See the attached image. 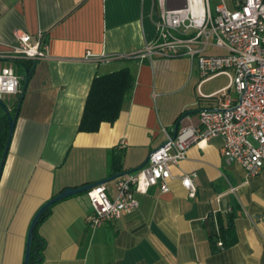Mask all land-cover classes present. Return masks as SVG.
<instances>
[{
  "label": "crops",
  "instance_id": "obj_1",
  "mask_svg": "<svg viewBox=\"0 0 264 264\" xmlns=\"http://www.w3.org/2000/svg\"><path fill=\"white\" fill-rule=\"evenodd\" d=\"M158 19V0H0V52L17 33L47 44L29 74L0 178V264H23L37 211L65 188L110 177L111 154H122L120 173L134 170L173 135L179 116V128L195 124L216 106V93L234 97L224 75L199 87L187 58H126L154 41ZM124 68L133 86L117 120L79 132L93 80ZM222 152L220 138L193 145L171 168L166 193L152 187L137 195L136 211L100 228L85 223L84 193L57 202L37 227L44 243L37 264H264V169L248 178ZM190 173L194 198L180 182ZM115 184H104L110 196ZM228 226L235 242L220 248L219 229Z\"/></svg>",
  "mask_w": 264,
  "mask_h": 264
},
{
  "label": "built area",
  "instance_id": "obj_2",
  "mask_svg": "<svg viewBox=\"0 0 264 264\" xmlns=\"http://www.w3.org/2000/svg\"><path fill=\"white\" fill-rule=\"evenodd\" d=\"M211 1L216 2L213 8ZM158 0L159 19L152 43L126 58L152 61L154 57L187 58L195 65L200 85L219 75L229 86L216 93V106L199 112L197 122L178 128L176 135L148 156L141 169L116 179L113 196L105 185L85 193L91 213L85 223L100 228L139 208L137 195H146L152 187L166 193L172 179L171 168L186 158L190 147L214 138L223 141L226 164H237L248 178L264 169V0ZM39 36L32 43L26 33L15 35L16 44L0 52V100L21 92L22 77L11 66L18 61L46 58L47 44ZM220 53L214 54L212 51ZM86 59L95 60L87 53ZM108 62L110 57L101 58ZM124 141L120 142V146ZM195 173L180 177L190 198L196 195ZM218 247L223 244L218 242Z\"/></svg>",
  "mask_w": 264,
  "mask_h": 264
},
{
  "label": "trees",
  "instance_id": "obj_3",
  "mask_svg": "<svg viewBox=\"0 0 264 264\" xmlns=\"http://www.w3.org/2000/svg\"><path fill=\"white\" fill-rule=\"evenodd\" d=\"M43 43H46L45 39H43ZM16 63L22 67L23 74L21 77L23 78L26 70L30 74L35 62L18 61ZM23 85L24 80L22 79L21 89ZM132 86L133 77L129 69L127 68L121 69L111 74L96 77L91 84L88 96L86 98L78 131L81 133H95L99 130V127L102 123L113 124L119 117L124 102ZM19 98L20 94L17 95L13 101H11L10 107H8L1 100L12 116L16 112ZM183 116L184 114L179 116L175 121V124H177ZM7 138L8 120L2 108L0 107V160L5 149ZM121 158V153L111 154V156L109 157L108 164L111 175L119 174L121 172ZM50 208L44 214H42L33 232V239L30 250V264H37L41 261L44 243L38 236L37 227L47 218ZM219 232L223 235V238L225 237L226 243L223 242V245H232L235 242L232 226H228L223 231L220 228ZM214 234L215 230H213V235Z\"/></svg>",
  "mask_w": 264,
  "mask_h": 264
},
{
  "label": "water",
  "instance_id": "obj_4",
  "mask_svg": "<svg viewBox=\"0 0 264 264\" xmlns=\"http://www.w3.org/2000/svg\"><path fill=\"white\" fill-rule=\"evenodd\" d=\"M29 78V72L26 70L25 74L23 76V80H24V85L22 86L21 92H20V98H19V103L16 109V113L12 116L10 114V112L8 111V109L6 108V106L2 103V101L0 100V107L2 108L3 112L5 113L7 120H8V138L6 141V145H5V149L3 151L1 160H0V178H1V174H2V170L6 161V157H7V153L9 150V146H10V142L13 136V132H14V128H15V123H16V119H17V115L19 112V109L21 107V103L25 94V89H26V84ZM181 123V120L175 124L174 129H173V135H176L179 125ZM148 161V158L146 159V161L140 165L138 168L125 172V173H119V174H113L110 177L103 179L99 182L96 183H91L88 185H84L81 187H76V188H65L63 189L60 193H58L57 195H55L53 198H51L50 200H48L38 211L37 213L34 215L29 229H28V233H27V237H26V245H25V254H24V261L23 264H30V250H31V243H32V239H33V232L42 216V214H44L51 206H53L54 204H56L59 201H62L66 198L78 195V194H83L86 193L87 191L91 190L92 188L96 187V186H100V185H104L106 183H109L111 181H114L118 178H121L125 175L131 174L139 169H141L144 165H146ZM39 261V260H38Z\"/></svg>",
  "mask_w": 264,
  "mask_h": 264
},
{
  "label": "rangeland",
  "instance_id": "obj_5",
  "mask_svg": "<svg viewBox=\"0 0 264 264\" xmlns=\"http://www.w3.org/2000/svg\"><path fill=\"white\" fill-rule=\"evenodd\" d=\"M214 4H216V2H213V1H211V7L213 8V6H214ZM227 5H228V2H227ZM229 6V5H228ZM212 53H214V54H218V53H220V51H218V50H214V51H212ZM3 65H5V66H11L12 68H13V70H14V72L16 73V75H18V76H22V74H23V70H22V67L19 65V64H17V63H15V62H12V63H6V64H3ZM11 97H9V96H4L1 100L8 106V107H10V105H11V102L9 101V99H10Z\"/></svg>",
  "mask_w": 264,
  "mask_h": 264
}]
</instances>
